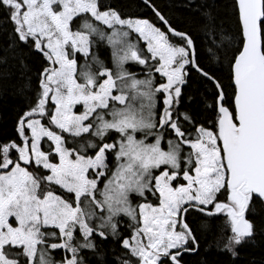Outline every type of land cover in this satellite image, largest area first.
I'll return each instance as SVG.
<instances>
[{
    "label": "snow or ice",
    "instance_id": "snow-or-ice-1",
    "mask_svg": "<svg viewBox=\"0 0 264 264\" xmlns=\"http://www.w3.org/2000/svg\"><path fill=\"white\" fill-rule=\"evenodd\" d=\"M143 4L152 19L106 0H0L4 51L39 61L0 138V264H86L109 239L112 264H186L202 229L233 258L255 235L264 0H233L234 32L210 6L193 31Z\"/></svg>",
    "mask_w": 264,
    "mask_h": 264
},
{
    "label": "trees",
    "instance_id": "trees-1",
    "mask_svg": "<svg viewBox=\"0 0 264 264\" xmlns=\"http://www.w3.org/2000/svg\"><path fill=\"white\" fill-rule=\"evenodd\" d=\"M120 14L129 17L152 19L153 14L143 0H106ZM158 10L178 30H196L202 23L201 11L209 8L226 32H234L233 0H152ZM203 5L198 11V6ZM7 39L0 31V138L11 136L16 119L25 108L27 97L33 93L26 87L31 77L32 87L36 84V70L39 61L26 52L17 54L12 50L4 51ZM93 51L106 66H112L111 49L105 44H98ZM23 60V64L21 63ZM83 62V58H80ZM129 67V65H126ZM131 70L139 72V68ZM258 215L251 217L255 235L246 239L236 249L238 255L233 258L220 251V230L213 226L197 233L198 250L185 256L186 264H264V206L257 204ZM197 219V223H199ZM97 254H86V264H112L114 256L122 254V249L111 239L97 248ZM58 258V253H53Z\"/></svg>",
    "mask_w": 264,
    "mask_h": 264
}]
</instances>
